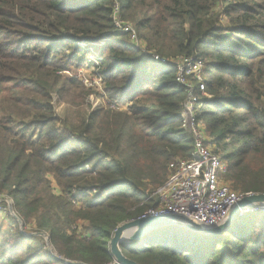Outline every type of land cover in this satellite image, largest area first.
Returning <instances> with one entry per match:
<instances>
[{
	"label": "trees",
	"instance_id": "trees-1",
	"mask_svg": "<svg viewBox=\"0 0 264 264\" xmlns=\"http://www.w3.org/2000/svg\"><path fill=\"white\" fill-rule=\"evenodd\" d=\"M115 8L148 53L116 29ZM151 54L204 62L197 115L225 179L264 193V0H0V264H110L114 229L157 206L192 137L175 68ZM81 65L96 67L106 101L58 116L52 98L77 95L64 74ZM237 221L212 236L163 227L122 251L140 264H264V214Z\"/></svg>",
	"mask_w": 264,
	"mask_h": 264
},
{
	"label": "built area",
	"instance_id": "built-area-1",
	"mask_svg": "<svg viewBox=\"0 0 264 264\" xmlns=\"http://www.w3.org/2000/svg\"><path fill=\"white\" fill-rule=\"evenodd\" d=\"M113 20L116 29L127 32L131 42L147 52L144 42L138 43L140 38L131 24L119 18L117 8ZM151 57L155 62L172 63L175 68V80L186 94L179 128L191 135L192 150L188 158L168 163L165 182L152 193L158 198V204L142 215L170 213L204 226H217L225 221L231 208L245 194L229 186L225 179L228 164L216 151L203 119L197 115L200 100L207 97L204 62L191 56L170 60L155 54ZM244 213L264 214V204H253Z\"/></svg>",
	"mask_w": 264,
	"mask_h": 264
},
{
	"label": "water",
	"instance_id": "water-1",
	"mask_svg": "<svg viewBox=\"0 0 264 264\" xmlns=\"http://www.w3.org/2000/svg\"><path fill=\"white\" fill-rule=\"evenodd\" d=\"M264 203V193H249L243 195L240 200L231 208L227 218L224 222L217 226H204L195 222H192L184 217L164 213L158 215H141L136 218L124 221L120 223L113 231V234L108 242L109 251L113 257L112 264H140L136 261L126 257L122 251V247L129 246L134 241L142 238L148 232L161 229L167 226H177L185 229H189L195 233L202 235H216L226 230L247 208H250L253 204ZM10 214L17 220L22 232V223L18 216L13 211L11 204H8ZM44 239L47 249L52 256L57 257L63 262L67 260L56 256L53 247L50 244V238L44 233H38ZM73 264H84L81 262H72Z\"/></svg>",
	"mask_w": 264,
	"mask_h": 264
},
{
	"label": "rangeland",
	"instance_id": "rangeland-1",
	"mask_svg": "<svg viewBox=\"0 0 264 264\" xmlns=\"http://www.w3.org/2000/svg\"><path fill=\"white\" fill-rule=\"evenodd\" d=\"M128 24L130 25V23ZM130 38L131 36L128 35L127 37L128 41L130 40ZM139 42L143 44L142 39H138V43ZM95 50H96V53H98L97 46ZM88 59L92 60L90 57H88ZM203 75L205 79H208L206 72ZM64 76L68 78L76 77L82 84L81 87L83 86V88L81 90H78L79 92H77V95L70 97L68 100V103H66L65 101L60 102L55 96L52 98V102L55 107L54 109L58 116H64L65 114H67L70 118L72 116L73 118H75L76 112H86L87 113L90 110L89 109L90 107L87 104H91L92 108H95L96 105L106 101V97L104 95L102 96V94H104V91L102 88V83L98 82L99 78L97 77L95 66L81 65L80 67H71L70 71L65 72ZM52 185L55 190L56 186L53 183ZM0 198H1V195H0ZM8 204L12 205V201L6 198L5 205L1 207L2 210L6 209L7 212H9ZM260 204H264V203H260ZM246 214H249V213H244L240 215L237 220L240 221V219ZM256 214L259 216V213H256ZM26 229H28V227L22 226V232H26Z\"/></svg>",
	"mask_w": 264,
	"mask_h": 264
}]
</instances>
